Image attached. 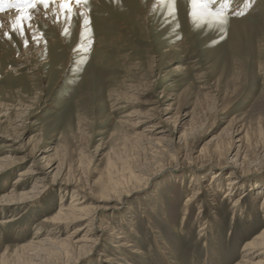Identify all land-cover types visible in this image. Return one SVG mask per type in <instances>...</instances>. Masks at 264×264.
I'll return each mask as SVG.
<instances>
[{
	"label": "rangeland",
	"instance_id": "obj_1",
	"mask_svg": "<svg viewBox=\"0 0 264 264\" xmlns=\"http://www.w3.org/2000/svg\"><path fill=\"white\" fill-rule=\"evenodd\" d=\"M81 6L71 20L39 11L27 46L11 27L0 36V158L10 157L0 169V264L264 260L242 259L264 230V0H217L218 16L198 0ZM223 143L228 160L199 154ZM30 166L38 176L13 185ZM122 169L130 175L110 188ZM36 177L44 186L32 193ZM73 202L95 218L97 245L35 253L30 244L63 243L87 222L54 219ZM112 231L142 254L127 259Z\"/></svg>",
	"mask_w": 264,
	"mask_h": 264
},
{
	"label": "bare ground",
	"instance_id": "obj_2",
	"mask_svg": "<svg viewBox=\"0 0 264 264\" xmlns=\"http://www.w3.org/2000/svg\"><path fill=\"white\" fill-rule=\"evenodd\" d=\"M81 7H82L81 5H78V6H74L73 5V8H76L78 10H80ZM55 9L59 10V5L58 4L55 5V6H50L49 7V10H53L54 11ZM40 11H44L43 7H41ZM53 11H51V12H53ZM15 17H16V12L13 9L5 8V11L0 12V36L3 34L4 30H6L7 28H10V27L12 28V21L15 20ZM228 150H229V144H224L223 143V144L215 145L213 149H207L206 148L203 151L200 150L199 154L201 155L202 158H204V159H206L208 161H212V159H213V161H215V162L217 161L218 162V160H221L222 158H226V159H224V161L228 160V158H227ZM240 154H241V150H239L234 155V158H233V163L234 164H236V162L239 161V158H240L239 155ZM9 158L8 157H1L0 158V169H3V168L6 167V165L8 164L7 162L9 160ZM119 160H120V158H119ZM245 162H246V159H245V157H243L240 164L243 165V164H245ZM125 163H127V162H125ZM119 166H120V164H119ZM127 166H129V165H127ZM215 166L218 167V168L226 167L225 164H215ZM123 170H125V169H122L121 175L119 177H117L116 180H111L110 181L111 178L108 177L109 179L107 180V183L110 184L109 185L110 188L118 189L122 185V178H126V177H128L130 175V171L129 170H126V171H123ZM35 176H38V171L36 170V168L32 167V166L27 167L25 169V171H23L22 173L19 174V177L16 178L15 182L13 183V185L21 183L23 181V179H22L23 177H28V178L31 179V178H35ZM231 176L234 177V173L231 174ZM233 177H231L232 179L230 180V183L227 184V187L230 186L227 189V192H226L227 196L232 193L233 188L235 186V184L232 183ZM43 186H44L43 177H41V178L36 177V180H35V183H34V186H33V190L32 191L30 190V191L32 193H34V192H36V190L38 188H42ZM115 191H117V190H115ZM17 196L22 198V197H25L27 195L25 194L23 196H21V195H17ZM62 199L63 198H61L60 205L63 203ZM100 203H102V202H100ZM78 205H79L78 203L73 202L71 204V206H69V208L60 207L57 216L54 218L58 222H60V224H64V225H67V224H70V223H74V222H77V221H87L86 223L77 226L74 229V231L72 232V234L69 236V238L65 240V242L59 243V244L56 245L54 242H51L49 239L48 240L45 239V240H42V241H39V242H35L36 244L32 243V244L29 245V247L32 248V250L35 253H37V254L38 253L39 254H41V253L43 254L44 252L47 253L48 251H51V253H52V252H54L53 250H56L54 255H57V254L58 255H64V254H66V250H68V252H70V251H74V250L82 251L84 249H93L97 245L98 237H100L99 235L91 234V232H90L95 218L91 217L90 210H88L86 208H82V207H77ZM100 209H105V205L102 204V205L98 206L97 210H100ZM12 221H14V220L12 218H10V219H8V221L6 223H10ZM106 228H107V225L105 223V224H102L101 228L97 229V230L101 234L102 232L105 231ZM111 234L114 236L115 240H119L120 241L119 245H118L119 248L120 247L121 248L124 247V248H127V249L131 248V250H132L131 253L132 254L128 255L127 259H134L135 260V259H137L138 256H140L142 254V251H140V248L139 249L136 248V244H133L132 241H126L125 237L123 236V234L116 233L115 231H112ZM38 235H39V232H36L35 236H38ZM46 246L49 247V249H45ZM116 248H117V246H116ZM242 252L245 253L242 256V259H245V258L250 257V256H254V255H259V254L260 255H264V230L259 235L255 236L251 241H248L247 243H245V245L243 246ZM164 254H165V252H163V255ZM100 255L106 257V259L104 260L105 263H108V262H110L112 260V257H110L109 255H104V253H101ZM121 257H122V260L125 261L124 260V255H122ZM164 259L166 260V258H164ZM70 260L71 259L67 260L65 262V264H69ZM244 262L247 263L246 261H244ZM126 263L134 264V263H132L130 261H126ZM247 264H264V260L258 259L255 263L248 262Z\"/></svg>",
	"mask_w": 264,
	"mask_h": 264
},
{
	"label": "snow or ice",
	"instance_id": "obj_3",
	"mask_svg": "<svg viewBox=\"0 0 264 264\" xmlns=\"http://www.w3.org/2000/svg\"><path fill=\"white\" fill-rule=\"evenodd\" d=\"M88 0H0V12L7 9H13L16 12L15 20L12 21V30L18 32L24 45L27 46L28 40L26 29H30L33 26V21L36 14L43 7L44 11L47 12L50 6L59 5V12L57 13V19L60 17L71 20L72 13L75 11L73 5L86 4ZM169 2L174 3V0H169ZM195 2V0H194ZM224 3H228V0H223ZM201 9L207 10L208 15H222L221 13H213L209 9L210 4H216L217 0H198ZM83 16V11L80 13ZM47 17L45 16V19ZM226 22V21H221ZM90 24V21H89ZM87 27L88 25H84ZM5 36L10 38V33H5ZM35 37V33H32Z\"/></svg>",
	"mask_w": 264,
	"mask_h": 264
}]
</instances>
